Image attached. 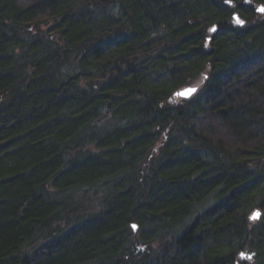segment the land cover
I'll return each instance as SVG.
<instances>
[{
  "label": "trees",
  "instance_id": "obj_1",
  "mask_svg": "<svg viewBox=\"0 0 264 264\" xmlns=\"http://www.w3.org/2000/svg\"><path fill=\"white\" fill-rule=\"evenodd\" d=\"M258 5L0 0V264H264Z\"/></svg>",
  "mask_w": 264,
  "mask_h": 264
},
{
  "label": "snow or ice",
  "instance_id": "obj_2",
  "mask_svg": "<svg viewBox=\"0 0 264 264\" xmlns=\"http://www.w3.org/2000/svg\"><path fill=\"white\" fill-rule=\"evenodd\" d=\"M224 2H225L226 4H228V5H230V6L232 5V0H224ZM244 2H245V3H250L251 0H244ZM256 10L259 11V12H261V13H264V5H261V6L258 7ZM234 19H235V21H236L237 24H239V25H243V24H244V21L241 20L238 16L235 17ZM212 31H215V28H213ZM195 91H196L195 88H190V89H186V90H185L184 92H182V93H178L177 95H180V96H189V95H191V94H192L193 92H195ZM259 215H260V213L257 212V213H255V214L253 215L252 218H253V219H256V218L259 217ZM132 227H133V229H135L137 226H136V225H132ZM241 257H242V258H246V259H251V256H247V257H246L244 253H241Z\"/></svg>",
  "mask_w": 264,
  "mask_h": 264
},
{
  "label": "water",
  "instance_id": "obj_3",
  "mask_svg": "<svg viewBox=\"0 0 264 264\" xmlns=\"http://www.w3.org/2000/svg\"><path fill=\"white\" fill-rule=\"evenodd\" d=\"M261 5H259L258 7H260ZM257 7V8H258ZM235 17H237V15L236 14H234L233 15V18H235ZM190 88H195L196 89V91L195 92H193L191 95H189V96H180V95H177L178 93H182V92H184L186 89H190ZM198 89H199V86L197 85V84H191V85H187V86H184V87H181V88H179V89H177L175 92H174V96L175 97H178V98H180V99H190V98H192V96H194L195 94H196V92L198 91ZM257 212H259L260 213V211L259 210H255V211H253V213L250 215V219L251 220H253V215L255 214V213H257ZM256 219H258V218H256ZM245 256L247 257V256H250V255H248V253L247 254H245Z\"/></svg>",
  "mask_w": 264,
  "mask_h": 264
},
{
  "label": "bare ground",
  "instance_id": "obj_4",
  "mask_svg": "<svg viewBox=\"0 0 264 264\" xmlns=\"http://www.w3.org/2000/svg\"><path fill=\"white\" fill-rule=\"evenodd\" d=\"M255 210H258V209H255ZM255 210H254V211H255ZM259 211H260V210H259ZM252 213H253V212H252ZM252 213H250V215H251ZM250 215H249V219H250ZM260 215H261V211H260ZM260 215H259V217H260ZM259 217H258V219H259ZM250 220H251V219H250ZM253 220H257V219H253ZM241 253H244V252H240L239 255H241ZM244 254H246V253H244ZM239 255H238V256H239ZM248 255H250V256L252 257L251 254H248Z\"/></svg>",
  "mask_w": 264,
  "mask_h": 264
},
{
  "label": "rangeland",
  "instance_id": "obj_5",
  "mask_svg": "<svg viewBox=\"0 0 264 264\" xmlns=\"http://www.w3.org/2000/svg\"><path fill=\"white\" fill-rule=\"evenodd\" d=\"M261 16H263V17H264V13H263ZM233 20H234V22L236 23L235 19H233ZM236 24H237V23H236ZM195 83H197V82H194L193 84H195ZM177 98H178V97H177ZM209 201H210V200H208V201H207V203H206V204H204V205H208ZM201 207H202V206H201ZM200 209H201V208H200Z\"/></svg>",
  "mask_w": 264,
  "mask_h": 264
},
{
  "label": "flooded vegetation",
  "instance_id": "obj_6",
  "mask_svg": "<svg viewBox=\"0 0 264 264\" xmlns=\"http://www.w3.org/2000/svg\"><path fill=\"white\" fill-rule=\"evenodd\" d=\"M257 7H258V6H256V8H255V12L258 13L259 15H262L263 13H261V12H259V11L256 10Z\"/></svg>",
  "mask_w": 264,
  "mask_h": 264
}]
</instances>
